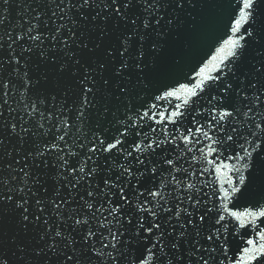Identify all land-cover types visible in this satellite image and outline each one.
Segmentation results:
<instances>
[{"label": "water", "instance_id": "obj_1", "mask_svg": "<svg viewBox=\"0 0 264 264\" xmlns=\"http://www.w3.org/2000/svg\"><path fill=\"white\" fill-rule=\"evenodd\" d=\"M0 264H264V0H0Z\"/></svg>", "mask_w": 264, "mask_h": 264}]
</instances>
